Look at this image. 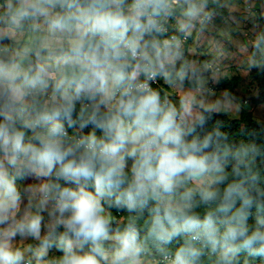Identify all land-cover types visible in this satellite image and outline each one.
I'll list each match as a JSON object with an SVG mask.
<instances>
[{"label": "clouds", "instance_id": "clouds-1", "mask_svg": "<svg viewBox=\"0 0 264 264\" xmlns=\"http://www.w3.org/2000/svg\"><path fill=\"white\" fill-rule=\"evenodd\" d=\"M262 114L264 0H0V264H264Z\"/></svg>", "mask_w": 264, "mask_h": 264}, {"label": "rangeland", "instance_id": "rangeland-1", "mask_svg": "<svg viewBox=\"0 0 264 264\" xmlns=\"http://www.w3.org/2000/svg\"><path fill=\"white\" fill-rule=\"evenodd\" d=\"M239 83L237 84L236 88L233 90L237 92L238 95H248V85H246L241 78H239ZM264 115V114H262Z\"/></svg>", "mask_w": 264, "mask_h": 264}, {"label": "trees", "instance_id": "trees-1", "mask_svg": "<svg viewBox=\"0 0 264 264\" xmlns=\"http://www.w3.org/2000/svg\"><path fill=\"white\" fill-rule=\"evenodd\" d=\"M239 78L234 79L233 81H231L229 84H227L226 86H229L232 88V90H234L237 86V84L239 83ZM257 102L255 100H253V104H256ZM244 119L249 123L252 124V118H251V114H248L247 116L244 117ZM234 127H238L234 126Z\"/></svg>", "mask_w": 264, "mask_h": 264}]
</instances>
